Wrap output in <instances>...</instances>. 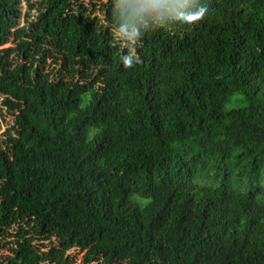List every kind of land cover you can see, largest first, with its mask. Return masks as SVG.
<instances>
[{"label":"trees","instance_id":"obj_1","mask_svg":"<svg viewBox=\"0 0 264 264\" xmlns=\"http://www.w3.org/2000/svg\"><path fill=\"white\" fill-rule=\"evenodd\" d=\"M98 1L0 0V264H264V0Z\"/></svg>","mask_w":264,"mask_h":264},{"label":"rangeland","instance_id":"obj_2","mask_svg":"<svg viewBox=\"0 0 264 264\" xmlns=\"http://www.w3.org/2000/svg\"><path fill=\"white\" fill-rule=\"evenodd\" d=\"M87 2H93V0H86ZM95 3L99 2L98 0H94ZM244 104L237 102L234 99H232V101L230 103L227 104V108L228 109H232V108H238V107H242ZM1 133V132H0ZM83 252H79L78 250H73L71 252L72 258L75 259L73 261V264H82L83 263Z\"/></svg>","mask_w":264,"mask_h":264},{"label":"clouds","instance_id":"obj_3","mask_svg":"<svg viewBox=\"0 0 264 264\" xmlns=\"http://www.w3.org/2000/svg\"><path fill=\"white\" fill-rule=\"evenodd\" d=\"M202 15H203V10H201L199 14H193V15L187 16L186 19L189 22H193V21L199 20ZM123 63L125 67H132V62L129 57H125Z\"/></svg>","mask_w":264,"mask_h":264}]
</instances>
